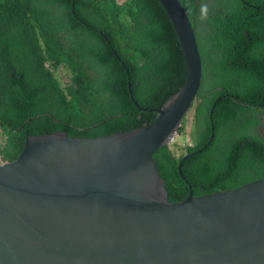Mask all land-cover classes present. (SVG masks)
Returning <instances> with one entry per match:
<instances>
[{
    "label": "trees",
    "instance_id": "16d2710c",
    "mask_svg": "<svg viewBox=\"0 0 264 264\" xmlns=\"http://www.w3.org/2000/svg\"><path fill=\"white\" fill-rule=\"evenodd\" d=\"M195 1L180 0L193 25ZM246 2L258 15L233 0L226 6L236 13L212 20L209 38L238 42L222 48L236 49L225 86L199 94L182 176V156L168 148L154 156L170 203L187 199L189 186L198 197L264 178V137L237 136L253 130L251 112L264 109L256 106L264 104V32L249 22L264 29V0ZM184 80L182 50L158 0H0V130L16 152L10 162L28 136L95 139L149 126Z\"/></svg>",
    "mask_w": 264,
    "mask_h": 264
},
{
    "label": "water",
    "instance_id": "95a60500",
    "mask_svg": "<svg viewBox=\"0 0 264 264\" xmlns=\"http://www.w3.org/2000/svg\"><path fill=\"white\" fill-rule=\"evenodd\" d=\"M159 1L183 52L182 88L143 129L28 136L0 166V264H264V178L198 198L190 186L185 201L168 202L153 156L196 101L202 62L178 0Z\"/></svg>",
    "mask_w": 264,
    "mask_h": 264
},
{
    "label": "clouds",
    "instance_id": "9594fccd",
    "mask_svg": "<svg viewBox=\"0 0 264 264\" xmlns=\"http://www.w3.org/2000/svg\"><path fill=\"white\" fill-rule=\"evenodd\" d=\"M231 1H233V0H219V2H217L215 0H196L195 3L199 4V6H198L197 12H196L197 21L195 22V25H193L190 22V20H189V18L187 16L188 21H189V23L191 25L192 32H193V34L195 36V41H196V45H197V49H198V54H199L200 60L202 62V79H201V87H200L199 94L202 91H206V89L209 90L206 93L210 92L213 88H217L218 87L219 89H221V87L225 86V84L227 82L229 69L231 67L233 58L235 56V50L236 49H234V50H225V49H222V48L225 47L226 45L230 44V43H234V44L237 45L238 38H236L234 40H231V39L227 38L226 36L225 37L214 36L213 38H209V35L215 31V29H214V27L212 25V20L217 16V14L221 13L223 15H227V14L230 13L229 11H232V12L236 13L235 11L229 9L226 6V4H231ZM178 2L180 3V0H178ZM232 4L237 5L236 3H232ZM243 4H244V2H243ZM180 6L182 7L181 3H180ZM244 6H245V4H244ZM182 9L184 10L183 7H182ZM164 12H165V10H164ZM165 14H166V12H165ZM169 21H170V19H169ZM240 22H241V19H240ZM240 26H241V24H240ZM173 29H174V27H173ZM174 32H175V30H174ZM238 33H239V31L232 33V35H237ZM176 37H177V35H176ZM177 39H178V37H177ZM178 42H179V40H178ZM179 45H180V43H179ZM180 48H181V46H180ZM182 54H183V52H182ZM205 82H207L208 84H206ZM129 93H131V92H129ZM199 94H198V97H199ZM198 97H197L195 102H192L193 104H191L188 112L186 113V115L184 116L183 120L181 121V124H180V127L178 129V132L175 135L180 134V128H182V126H183V129H184L187 115L190 112H192V111H193V125H194V113H195V109L197 107L196 104H197V101H198ZM133 104L138 106V104L136 102H133ZM161 108H159V109H161ZM159 109H156V110H159ZM156 117H157V114H156ZM145 127H147V126H145ZM145 127H143V128H145ZM143 128H141V129H143ZM137 130H139V129H137ZM132 131H135V130H132ZM129 132H131V131H129ZM0 133H2L1 130H0ZM124 133H126V132H124ZM118 134H122V133H118ZM183 134H180V135L183 136ZM194 136L195 135H193V137ZM69 138H71V137H69ZM183 138H184V136H183ZM75 139H82V138H75ZM95 139H97V138H95ZM193 143L195 145V139L194 138H193ZM212 143H213V141H212ZM170 145H173V147H171ZM194 145L193 144L192 145H188V144L184 145L183 148H185V152H183L181 155H178V153L174 154L171 151V148H177V144H175V140H174V137H173L171 139L170 143L167 144L166 146H164L163 148H168L172 152V154L175 155L176 158H179V157L182 156L183 159H181V162H183V160L189 155L186 152V149L187 148H193ZM160 150H158V151H160ZM158 151L154 154V156L158 153ZM154 156H153V160H154ZM192 157L193 156H191V158ZM0 160H1L0 161V166H5V165H8V164H11V163L15 162V161L14 162H10L8 160L7 161H3L2 159H0ZM185 163H184V165H185ZM154 164H155V161H154ZM184 165H183V167H184ZM183 167H182V170H183ZM155 168H156V164H155ZM156 171L159 174L157 168H156ZM177 171H178V168H177ZM178 174H179V172H178ZM182 174H183V171H182ZM179 175H181V174H179ZM159 176H160V174H159ZM163 183H164V180H163ZM164 187H165V183H164ZM165 191L167 193L166 188H165ZM192 192H193V190H192ZM193 196H194V192H193ZM198 197H201V196H198ZM198 197L194 196V198H198ZM167 199H168V193H167ZM185 200H183V201H185ZM183 201H180L178 203H181ZM168 202H169V200H168ZM178 203H170V204H178Z\"/></svg>",
    "mask_w": 264,
    "mask_h": 264
},
{
    "label": "rangeland",
    "instance_id": "374dc122",
    "mask_svg": "<svg viewBox=\"0 0 264 264\" xmlns=\"http://www.w3.org/2000/svg\"><path fill=\"white\" fill-rule=\"evenodd\" d=\"M118 2L123 3V0H118ZM205 83L208 84L207 82ZM207 91L209 90L206 89L205 92ZM255 120L258 121L259 124L253 130L250 129L245 131H239L237 132V136H242L245 134L249 136H253L259 134L260 136L264 137V109H260L259 111L257 109L256 111L251 112V115L248 118V122H253ZM184 132H185L183 134L184 138L180 134L174 136L175 144H177V148H171V151L174 154L178 153V155H181L183 152H185V148H183L184 145L187 144L194 145L193 138L195 139V136L193 137L194 135L193 111L187 115ZM170 146L173 147V145ZM14 155H16V152H14L13 150L9 149L6 146L5 139L0 133V159H2L3 161H7L12 157H14Z\"/></svg>",
    "mask_w": 264,
    "mask_h": 264
},
{
    "label": "flooded vegetation",
    "instance_id": "af4514ba",
    "mask_svg": "<svg viewBox=\"0 0 264 264\" xmlns=\"http://www.w3.org/2000/svg\"><path fill=\"white\" fill-rule=\"evenodd\" d=\"M247 34V33H246ZM246 54H247V56L248 57H252L253 58V55H254V52H246ZM262 55V54H261ZM248 57H242L241 58V63H246V62H248V64H250V59L248 58ZM261 70H257V72L259 73ZM248 72H249V70H248ZM261 76H263L264 77V75H263V71L262 72H260L259 73Z\"/></svg>",
    "mask_w": 264,
    "mask_h": 264
},
{
    "label": "bare ground",
    "instance_id": "6f19581e",
    "mask_svg": "<svg viewBox=\"0 0 264 264\" xmlns=\"http://www.w3.org/2000/svg\"><path fill=\"white\" fill-rule=\"evenodd\" d=\"M263 52V51H262ZM205 196V195H204Z\"/></svg>",
    "mask_w": 264,
    "mask_h": 264
}]
</instances>
